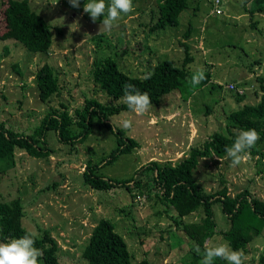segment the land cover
Masks as SVG:
<instances>
[{
  "label": "rangeland",
  "instance_id": "374dc122",
  "mask_svg": "<svg viewBox=\"0 0 264 264\" xmlns=\"http://www.w3.org/2000/svg\"><path fill=\"white\" fill-rule=\"evenodd\" d=\"M6 1L0 0V36ZM213 1L189 0L176 27L151 31L159 0H133L134 12L122 14L118 26L106 32L100 22H93L83 12L86 0H80L78 9L68 0H58L55 5L56 0H29L52 25L49 52H34L13 39L0 37V120L26 133L61 103L72 111L91 96L110 101L92 80L94 61L101 63L111 57L124 72L143 77L164 58L180 65L185 56L180 42L185 41L193 57L191 75L199 70L211 73V81L186 100L174 90L144 114L123 111L112 116L108 120L111 128L95 123L87 138L74 146L60 143L49 131L47 137L54 149L49 157L35 158L17 150L13 166L5 169L0 165V201L22 200L24 227L35 233L48 228L60 247L62 264H87L81 257L82 248L101 217L108 218L124 237L133 261L147 258L151 264H201L204 249L200 247L197 254V246L191 248L173 221L175 211L156 194L154 184L142 194L133 190L134 196L121 187L98 191L84 183L82 172L87 161L99 163L108 158L117 146L113 126L121 128L123 119L132 121V128L123 130L139 146L111 163L103 160L97 172L105 178H130L150 160L174 165L214 131L227 134V112L258 101L255 77L264 74V10L251 13L249 9L262 0H251L247 5L243 0H221L222 13L217 14L213 13ZM189 26L191 31L185 38ZM44 62L53 66L60 84L59 94L46 102L38 97L34 77ZM228 84L245 88L242 101L236 100ZM254 148L261 153L248 150L247 159L238 166L227 156L202 159L194 177L207 190L227 186L234 195L247 188L252 195L264 198V137L260 136ZM213 210L218 228L227 227L218 203ZM185 219L196 220L198 214ZM210 240L226 243L219 234ZM262 249L264 227L242 250L248 257L245 264H256ZM215 264L226 262L216 259Z\"/></svg>",
  "mask_w": 264,
  "mask_h": 264
},
{
  "label": "trees",
  "instance_id": "16d2710c",
  "mask_svg": "<svg viewBox=\"0 0 264 264\" xmlns=\"http://www.w3.org/2000/svg\"><path fill=\"white\" fill-rule=\"evenodd\" d=\"M250 1L242 2L247 5ZM188 6L189 0H159L158 15L150 30L176 27L179 24V15ZM255 10H264V0L259 5H252L249 12L253 13ZM38 12L29 0H7L1 39H13L31 51L48 53L52 43V25ZM190 31L191 26L184 33L185 38H188ZM180 43L185 50L183 62L178 65L171 58L159 60L147 72L152 74L150 79L124 72L111 57L105 58L101 63L94 61L92 80L98 89L110 98L108 102L91 96L85 98L84 103L72 111L67 104L61 103L60 108L48 112L28 133L5 120H0V165L5 169L13 166L17 150L35 158L49 157L54 150L47 137L49 131L56 134L60 143L74 146L87 138L95 123L111 128L108 120L112 116L130 111L123 102V85L126 83L134 84L140 92L147 93L152 105L160 104L162 98L174 90L180 92L183 100L188 99L196 89L211 81V73L204 72L206 78L193 86L190 71L193 57L189 52V45L185 41ZM34 77L41 101H49L54 94H59V79L52 65L44 62L38 67ZM255 80L260 92L258 101L245 103L242 107L226 113L227 134L214 131L200 147H191L189 154L174 165L150 160L126 179L105 178L99 174L97 170L105 159L99 163L87 161L82 172L84 183L98 191H109L113 187L125 188L132 196L133 190L142 194L154 184L156 194L161 195L175 211L176 217H173V221L184 233L191 248L199 246L204 249V242L219 234L232 249L245 250L264 227V198L252 195L247 188L234 195L229 193L227 186L213 191L207 190L198 183L194 171L202 159H222L227 156L225 149L233 144L238 135L232 129H255L261 138L264 137V74L257 75ZM233 91L238 102L244 99L245 91L242 94ZM113 132L117 146L109 153L104 164L113 162L118 155L130 153L139 146V142L127 135L122 128L115 126ZM250 151L252 154L261 153L255 148ZM215 203L220 205L228 221L225 228H218L213 210ZM194 213L198 214V219H185ZM24 215V205L20 198L0 201V242H7L32 232L23 225ZM35 246L43 253L39 264H62L58 252L60 247L48 228H39ZM81 257L87 264H151L147 258L132 260L133 256L124 237L105 217L99 218L92 227L90 236L83 245ZM256 264H264V252L258 257Z\"/></svg>",
  "mask_w": 264,
  "mask_h": 264
},
{
  "label": "clouds",
  "instance_id": "9594fccd",
  "mask_svg": "<svg viewBox=\"0 0 264 264\" xmlns=\"http://www.w3.org/2000/svg\"><path fill=\"white\" fill-rule=\"evenodd\" d=\"M56 3L58 0L52 4ZM68 3L73 8H80V0H68ZM83 12L88 14L93 22L100 20L104 30L110 32L118 26L122 14L128 15L134 12V5L133 0H108V2L106 0H86ZM151 75V73H145L143 79H150ZM205 78L203 70H199L192 76L191 83L193 86L198 85ZM123 92V102L133 113L144 114L152 106L150 96L140 92L134 84H124ZM120 127L129 130L132 128V121L123 119ZM113 131H115V126ZM259 140L260 134L255 129L240 131L233 144L225 149L232 165L238 166L244 162L247 159L248 150L254 148ZM36 238L37 233L31 232L7 242H0V264H39V258L43 253L35 246ZM195 251L199 254L200 247L197 246ZM216 259H222L226 264H245L248 257L242 250L232 249L228 243L217 244L211 240L205 241L201 264H215Z\"/></svg>",
  "mask_w": 264,
  "mask_h": 264
},
{
  "label": "built area",
  "instance_id": "2783aa9c",
  "mask_svg": "<svg viewBox=\"0 0 264 264\" xmlns=\"http://www.w3.org/2000/svg\"><path fill=\"white\" fill-rule=\"evenodd\" d=\"M219 4H220V0H214V2H213L214 10L213 11L215 13H221V8H219V6H220ZM227 87H228V89L237 91L239 94H242L245 91L244 87H239V86H236L235 84H228Z\"/></svg>",
  "mask_w": 264,
  "mask_h": 264
},
{
  "label": "crops",
  "instance_id": "0c3cea01",
  "mask_svg": "<svg viewBox=\"0 0 264 264\" xmlns=\"http://www.w3.org/2000/svg\"><path fill=\"white\" fill-rule=\"evenodd\" d=\"M220 159V158H219Z\"/></svg>",
  "mask_w": 264,
  "mask_h": 264
}]
</instances>
